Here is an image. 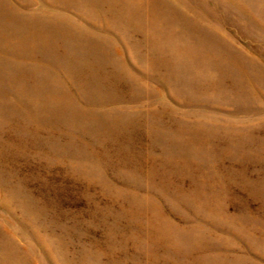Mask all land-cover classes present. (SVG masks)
<instances>
[{"label":"rangeland","instance_id":"obj_1","mask_svg":"<svg viewBox=\"0 0 264 264\" xmlns=\"http://www.w3.org/2000/svg\"><path fill=\"white\" fill-rule=\"evenodd\" d=\"M0 264H264V0H0Z\"/></svg>","mask_w":264,"mask_h":264}]
</instances>
